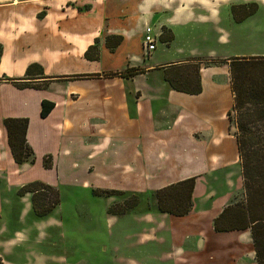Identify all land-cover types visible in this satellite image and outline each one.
<instances>
[{"label":"crops","instance_id":"crops-1","mask_svg":"<svg viewBox=\"0 0 264 264\" xmlns=\"http://www.w3.org/2000/svg\"><path fill=\"white\" fill-rule=\"evenodd\" d=\"M172 1L0 0V235L19 205L32 210L31 195H17L21 187L81 186L101 199L107 228L98 246L103 253L113 250L110 264L252 262L249 231L213 229L243 189L228 120L234 102L229 68L220 82L217 65L173 48L183 28L215 22L218 11L232 6L229 0H193L192 8L179 10ZM146 26L168 44L160 57L157 45L151 53L143 48ZM187 66L199 68L198 94L176 91L164 78ZM43 101L54 105L45 118ZM6 119L28 120L33 164L14 162ZM191 178L190 212H160L156 191Z\"/></svg>","mask_w":264,"mask_h":264},{"label":"rangeland","instance_id":"rangeland-1","mask_svg":"<svg viewBox=\"0 0 264 264\" xmlns=\"http://www.w3.org/2000/svg\"><path fill=\"white\" fill-rule=\"evenodd\" d=\"M225 1L221 0L223 3ZM243 1L229 0L235 10L231 13L232 7H230L228 12L218 11L219 14H215L218 22L206 21L205 23L209 24L197 26L190 24L187 28H183L184 30L178 32V39L176 44H173V48L182 47L184 53L196 55L198 59L203 60L201 63L205 66L217 65L219 71H223L222 76L218 78L220 82L228 76L224 72L226 71L224 66L229 68V59L264 57V0H245L247 3L245 5L252 7L249 13L238 10ZM172 2L174 8L176 6L179 10L182 6L184 10H188L193 4V0H173ZM201 2L207 1L201 0ZM202 7L204 9V6ZM82 11H87V8L83 7ZM94 14L97 15L96 11ZM94 17L95 34L98 32L99 25L97 16ZM188 17L192 18L191 12ZM220 36L226 37L222 40L223 42H219ZM160 41L162 40L158 37L156 56L159 57L163 55L160 52L162 49H169L168 44H162ZM251 64L245 67H253ZM250 73L251 71L247 72V75ZM233 118H236V114L232 115L231 123V129L235 135L237 131ZM57 190L60 203L49 215L38 218L31 209L27 212L23 210L22 205H19L17 216L6 220L7 233L0 235L1 260L8 264H110L108 260L113 257V250L109 249L103 253L98 246L103 234L102 230L107 228L104 215L100 212L103 208L101 199L94 198L81 186L73 188L63 185ZM243 196L242 189L234 196L230 204L242 200ZM4 223L3 220L2 224ZM89 229H96L98 234L91 235ZM11 239L18 240L9 250L6 242ZM249 252L250 249H247V257L250 255ZM240 253L242 252L238 251V254ZM252 256V262L246 261L247 264H256L254 251Z\"/></svg>","mask_w":264,"mask_h":264},{"label":"trees","instance_id":"trees-1","mask_svg":"<svg viewBox=\"0 0 264 264\" xmlns=\"http://www.w3.org/2000/svg\"><path fill=\"white\" fill-rule=\"evenodd\" d=\"M234 10L235 8L232 7L231 13ZM238 10L246 11L244 6H240ZM233 17L235 18V16ZM164 30L162 29V32ZM172 38L170 36L168 42ZM106 45L109 47L108 40ZM229 60L234 102L228 113V120L231 127L232 115L236 114V118L233 119H235L237 131L235 137L244 196L242 200H237L223 209L214 219L213 229L216 233L249 231L255 263L264 264V57ZM250 64L253 67H245ZM192 69L187 66L186 70L188 71L176 70L174 73H166L164 78L176 91L198 94L201 90L199 70L198 67ZM255 69L257 70L253 71ZM250 71V75H247V72ZM31 73L32 70L29 68L27 76H31ZM18 86L28 87L31 85L22 83ZM53 107L52 103L43 101L40 116L45 118ZM27 126V119L4 120L8 145L14 162L18 165L34 163L33 152L26 143ZM43 166L46 169L51 166L50 157L44 159ZM194 183L195 179L191 178L156 191L155 198L159 211L176 217L187 215L192 207ZM26 194L31 195L32 211L38 218L49 215L60 203L58 190L43 183L32 182L17 191L18 196ZM102 194L110 195L112 193L104 192ZM0 264H3L1 259Z\"/></svg>","mask_w":264,"mask_h":264},{"label":"built area","instance_id":"built-area-1","mask_svg":"<svg viewBox=\"0 0 264 264\" xmlns=\"http://www.w3.org/2000/svg\"><path fill=\"white\" fill-rule=\"evenodd\" d=\"M143 48L147 53H151L156 49L158 36L155 35L151 27L146 26L143 35Z\"/></svg>","mask_w":264,"mask_h":264},{"label":"flooded vegetation","instance_id":"flooded-vegetation-1","mask_svg":"<svg viewBox=\"0 0 264 264\" xmlns=\"http://www.w3.org/2000/svg\"><path fill=\"white\" fill-rule=\"evenodd\" d=\"M245 4H247V3L245 2V3L241 4L240 6H244L245 9H246V11H243V10H241V11H242V12H247V13H249L248 11H249V9L252 8V7H249V6L245 5Z\"/></svg>","mask_w":264,"mask_h":264}]
</instances>
